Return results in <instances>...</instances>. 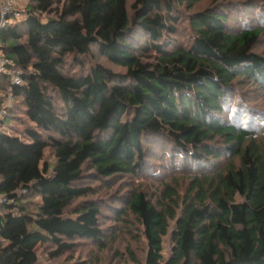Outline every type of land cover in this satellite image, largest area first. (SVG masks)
Segmentation results:
<instances>
[{
	"label": "trees",
	"instance_id": "16d2710c",
	"mask_svg": "<svg viewBox=\"0 0 264 264\" xmlns=\"http://www.w3.org/2000/svg\"><path fill=\"white\" fill-rule=\"evenodd\" d=\"M204 1L28 0L0 27V54L24 78L0 72V107L16 99L0 125H25L0 130V196L14 200L0 205V264H37L38 246L57 259L79 240L133 264H264V112L222 118L239 84L264 101V0ZM92 46L125 71L86 67ZM162 137L169 169L150 161ZM119 180L118 194L88 199Z\"/></svg>",
	"mask_w": 264,
	"mask_h": 264
},
{
	"label": "rangeland",
	"instance_id": "374dc122",
	"mask_svg": "<svg viewBox=\"0 0 264 264\" xmlns=\"http://www.w3.org/2000/svg\"><path fill=\"white\" fill-rule=\"evenodd\" d=\"M133 1L134 0H129V4L132 3ZM227 1H230V0H206V1L202 2L200 5H198V8L199 9H205L208 7H212L213 5H215L217 3H218V5L224 4ZM23 3H24V0H23ZM182 9H183L184 15L191 14V11H189L188 9H185V8H182ZM256 51H258L260 53H264V38L262 39L261 43L256 48ZM70 60H71V57L68 58V62ZM83 60L85 62L86 67H89L96 62H98V63L100 62V63L107 65L108 67L113 68L114 71H116V72L123 73L125 71L124 69H122L120 67L113 66L112 64H110L108 62V60L101 57L98 53L96 46H92V52L90 53V55L84 57ZM231 96H232L231 100L234 99V101L231 103V108L233 110H235V113L232 111H227V109H226V111H224L222 114V118H224L228 121L234 120L235 122H240L243 125H247L249 122L246 118H249L250 115L244 116L242 114L243 110L245 108L249 109L251 112H253V109L260 111V112H264L263 95L259 90L254 88V86H249L246 84L245 85L239 84V85H237L235 92H233V94H231ZM17 100L20 101L21 98L18 97ZM262 115L264 116V114H262ZM255 119H258V121L260 123L259 125H264V121L260 120L259 118H255ZM24 128H25V125H23L20 121L15 120V119H8L3 125H0V130H2L3 132H6V133L13 135V136H20V137H23ZM159 139L160 140H153L150 144V146H152L151 152L153 153L152 154L153 157L150 159V161H152L155 165H158V166H162L163 164H166V167L169 169L171 166L168 165V163H169L168 160L165 163H163V161L157 162V161L161 160L160 159L161 148H169L168 144H167L168 141L164 137L159 138ZM48 153H50V150H48ZM166 158L168 159L169 157H166ZM184 158L187 161L191 160L190 158L185 157V156H184ZM182 163L184 164L185 162L179 161L176 163V165L181 166ZM190 167L193 169H196L197 165L191 164ZM144 183H146L145 185H147V186L149 185V187H148L149 190L155 189L153 182H149V181L146 182L145 181ZM93 184L95 185L96 183H93ZM121 186H122V182L120 180L116 181L113 184V186L110 187L109 189L104 187L103 191L99 192L98 194H96L94 196H90L88 199L97 200L99 198L112 197L113 195H116L119 193ZM83 200L84 199H80L74 204L75 205L80 204L81 202H83ZM35 201H39V198H36ZM3 213H4L5 217H7L8 214H10L6 211H4ZM105 213H107V212H105ZM102 220L104 221L105 218H103ZM106 221H107L105 224L106 226L114 225L113 221H110L107 219H106ZM175 226H176V221H172L169 232L164 237L163 255H164V258L166 260H168L170 258L171 254H172L173 247H174L173 232H174ZM117 227L120 228V226H118V225H117ZM122 240L129 243L130 242V236H124V237H122L121 241ZM123 241L121 242V246L124 245ZM119 245H120V243H119ZM119 245H115L114 248H117ZM132 245H133L134 250L138 251L140 257H142L143 252L139 251L140 245L138 246L137 242H133ZM48 251H47V249H45V247L38 246L37 252H38V256H39V261L37 264H72L78 260L89 259V257L93 253H95L96 256L100 258V260H101L100 264H133L132 262L130 263L129 260L126 262L125 261L121 262L119 259H116L115 256L112 255L113 254L112 251L99 252L98 247L90 240H79L77 249L75 250L74 253H72V254L66 253L63 256L58 257L57 259L49 258L48 254H47Z\"/></svg>",
	"mask_w": 264,
	"mask_h": 264
},
{
	"label": "built area",
	"instance_id": "2783aa9c",
	"mask_svg": "<svg viewBox=\"0 0 264 264\" xmlns=\"http://www.w3.org/2000/svg\"><path fill=\"white\" fill-rule=\"evenodd\" d=\"M28 0H0V27H5L11 20H21L28 14ZM0 72L10 76L14 85L24 84L23 71L19 67L13 65V60L7 56L0 54ZM15 96L9 92L5 98V104L0 107V121L6 116L7 108L15 104ZM27 190L20 191V194ZM2 203L13 204L14 200H9L5 196H0V205ZM17 213V209H14Z\"/></svg>",
	"mask_w": 264,
	"mask_h": 264
},
{
	"label": "crops",
	"instance_id": "0c3cea01",
	"mask_svg": "<svg viewBox=\"0 0 264 264\" xmlns=\"http://www.w3.org/2000/svg\"><path fill=\"white\" fill-rule=\"evenodd\" d=\"M3 215H4V213H3Z\"/></svg>",
	"mask_w": 264,
	"mask_h": 264
}]
</instances>
